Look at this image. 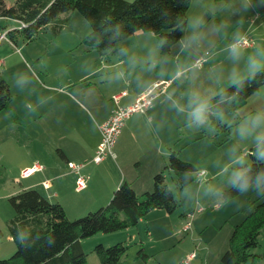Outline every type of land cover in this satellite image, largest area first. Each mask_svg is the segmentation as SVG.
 Returning <instances> with one entry per match:
<instances>
[{"label": "rangeland", "instance_id": "obj_1", "mask_svg": "<svg viewBox=\"0 0 264 264\" xmlns=\"http://www.w3.org/2000/svg\"><path fill=\"white\" fill-rule=\"evenodd\" d=\"M4 1L12 3L14 0ZM203 9L210 11L211 17L200 25ZM17 25L14 19L0 17V30ZM89 30L87 20L74 10L70 11L57 35H53L49 29H41L31 41L17 38L15 43L0 44V74L9 84L11 106L15 111L17 109L26 115L21 106L33 85L31 72L42 79L41 72H45V68L55 67L54 64L61 66L60 71L67 72L75 63L87 62L81 54L86 48L81 38ZM148 34L152 36L147 48L155 53L159 50L158 37L154 33ZM242 38L248 39L252 45L238 47L240 55L234 58L232 44ZM126 41L120 44L124 46ZM180 48H184L181 56L176 55ZM171 55L176 56L178 61L175 63L172 59L170 72H177L166 85L169 87L165 92L167 102L164 109L174 119L172 135L176 149H181L179 154L182 159L190 161L197 168L194 180L178 188L174 183V174L167 172L165 181L178 202L172 213L154 208L136 225L107 233L97 232L82 239L88 264H100L92 250L94 245L110 246L119 241L126 242L128 248L117 264H220V255L228 247L233 226L240 223L253 206L264 198V191L257 188L247 193L239 192L228 199L222 193L230 186L232 173L241 166L237 157H242L244 164H248L253 156V137L242 138L240 128L250 117L264 113V83L238 109L212 115L204 126L192 124L187 116L193 94L208 97L212 104L216 93L250 73V59L264 65V14L257 13L253 0L247 4L245 0H191L182 37L172 45ZM196 58L203 59L199 67L193 65ZM174 104L183 106L184 111H178ZM8 114L1 110L0 229L3 234L0 237V258L10 256L15 247L6 225L13 215L8 197L22 188H35L27 185L37 179L40 170L26 177L20 174L33 162V155L37 156L41 165H45L43 148L47 147L42 133L35 134L36 127L31 120L17 113L18 120L14 121ZM223 125L229 126L228 130ZM134 162L130 160L131 166L136 167ZM199 172L202 174L199 175ZM83 175L87 181V176ZM35 189L40 192L42 187L36 186ZM82 194L74 186L70 187L68 193L72 200H77ZM96 208L84 211L79 210L77 205H71L64 210L72 219ZM186 221H189V227L184 230L182 228ZM258 241L259 244L251 251L261 254L264 251V227ZM140 247L147 254L145 258L137 255ZM192 252L193 257L185 263L184 260ZM243 264H263V259L257 257Z\"/></svg>", "mask_w": 264, "mask_h": 264}, {"label": "trees", "instance_id": "obj_2", "mask_svg": "<svg viewBox=\"0 0 264 264\" xmlns=\"http://www.w3.org/2000/svg\"><path fill=\"white\" fill-rule=\"evenodd\" d=\"M190 1L14 0L6 3L0 0V17L18 22L17 27L7 31L12 43L17 38L31 41L41 29H49L57 35L70 11L76 10L90 26L89 32L81 38V43L88 49L103 55L121 48V41L136 31H143L157 35L160 51L168 53L182 37ZM253 5L257 13L264 14V0H253ZM236 81L214 95L211 104L214 112L228 113L243 105L264 83V68ZM11 98L9 84L0 74V111H8L16 121L18 116L11 106ZM243 166H251L254 172H259L264 169V161L251 156V161ZM167 172L174 174L176 187L183 188L194 180L197 168L182 159L176 148H170L165 166L152 177L151 190L137 193L128 181H122L108 202L72 219L58 201H50L32 187L20 189L8 197L13 215L6 225L15 247L10 256L0 258V264H88L82 239L97 232L107 233L136 225L154 208L164 209L167 213L177 208L178 202L165 181ZM222 193L228 199L239 191L229 186ZM263 227L264 198L233 226L228 247L220 255V264H243L257 257H261L264 264V251L261 254L251 251L259 244L258 235ZM2 234L0 229V237ZM127 248L126 242L119 241L110 246L96 244L92 250L100 264H117ZM137 255L147 256L143 247L137 250Z\"/></svg>", "mask_w": 264, "mask_h": 264}, {"label": "crops", "instance_id": "obj_3", "mask_svg": "<svg viewBox=\"0 0 264 264\" xmlns=\"http://www.w3.org/2000/svg\"><path fill=\"white\" fill-rule=\"evenodd\" d=\"M210 17V11L203 9L199 24ZM148 33L151 32L136 31L124 46L103 55L84 48L81 54L87 62L79 61L67 72L55 64L41 72L42 79L31 72L33 85L21 106L26 115L12 108L31 120L35 134L42 133L47 147L43 148L45 165L40 175L27 186H41L43 195L65 209L77 205L84 211L105 204L122 181H128L137 193L152 189L153 175L165 166L170 148H177L172 135L174 119L164 109L169 85L145 112L133 113L125 120L113 146L114 156L107 155L99 163L92 161L100 140L98 125L114 106L112 95L123 93L119 103L127 106L151 85L170 81L177 72H170L172 59L178 61L172 57L171 48L168 53L160 49L154 53L147 48L152 36ZM183 51L180 48L176 55L181 56ZM33 158L28 167L41 164L37 156ZM130 160H135L137 166H131ZM67 161L83 163L81 171L87 176L83 189H75L77 174ZM73 186L83 193L77 200L68 195Z\"/></svg>", "mask_w": 264, "mask_h": 264}, {"label": "built area", "instance_id": "obj_4", "mask_svg": "<svg viewBox=\"0 0 264 264\" xmlns=\"http://www.w3.org/2000/svg\"><path fill=\"white\" fill-rule=\"evenodd\" d=\"M22 25V24H21ZM20 27V25L18 26ZM8 29L0 30V44L3 42L12 43L9 35L7 33ZM237 47H248L251 46L252 43L248 41L246 38H242L241 40L232 44ZM203 62L202 58H196L193 62L194 66H201ZM2 66V60L0 59V70ZM169 83V81H160L151 85L146 91L137 96L133 102L128 104L127 106H122L119 103V99L123 93L113 94L111 99L114 103V106L109 114V116L101 122L98 127L100 131V140L95 148L94 154L92 156V161L95 163L101 162L107 155L113 156V146L114 143L124 125L125 120L137 112H145V110L152 105L153 99L162 93L165 89V86ZM67 166L74 171L77 176L75 180V189L81 190L86 186V178L83 174H81V168L83 167V163L67 161ZM43 166L41 164H35L32 167H27L21 172L22 177L29 176L33 172L37 170H41ZM199 175L202 172L198 173ZM45 186H48V182H43ZM201 210V208H199ZM189 227V221H186L183 228L187 230ZM194 253L192 252L187 256L184 260L185 263H188L189 260L193 257Z\"/></svg>", "mask_w": 264, "mask_h": 264}, {"label": "clouds", "instance_id": "obj_5", "mask_svg": "<svg viewBox=\"0 0 264 264\" xmlns=\"http://www.w3.org/2000/svg\"><path fill=\"white\" fill-rule=\"evenodd\" d=\"M250 0H245V4ZM234 58L240 55L239 48L233 45L231 48ZM264 68L255 59L249 60V72L255 75L258 71ZM237 83L239 81H236ZM178 111L183 112L184 107L174 104ZM187 116L192 124L197 126L206 125L211 115H218L213 111L209 98L199 94H193L189 100ZM240 135L242 138L249 136L253 137L254 150L251 155L255 156L258 161H264V113L257 114L255 117H250L240 128ZM237 162L241 167L232 173L229 184L231 187L237 189L241 193H247L250 189L257 188L264 191V169L259 172H254L251 166H243L244 160L242 157H237Z\"/></svg>", "mask_w": 264, "mask_h": 264}]
</instances>
